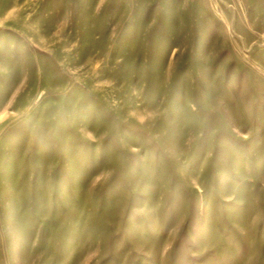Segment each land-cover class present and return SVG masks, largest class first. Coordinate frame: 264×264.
I'll return each instance as SVG.
<instances>
[{"label":"rangeland","instance_id":"obj_1","mask_svg":"<svg viewBox=\"0 0 264 264\" xmlns=\"http://www.w3.org/2000/svg\"><path fill=\"white\" fill-rule=\"evenodd\" d=\"M0 264H264V0H0Z\"/></svg>","mask_w":264,"mask_h":264}]
</instances>
